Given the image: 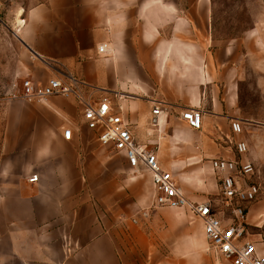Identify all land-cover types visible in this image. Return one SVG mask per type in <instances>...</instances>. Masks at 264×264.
Here are the masks:
<instances>
[{
	"label": "crops",
	"instance_id": "0c3cea01",
	"mask_svg": "<svg viewBox=\"0 0 264 264\" xmlns=\"http://www.w3.org/2000/svg\"><path fill=\"white\" fill-rule=\"evenodd\" d=\"M206 5L135 0L132 10L108 11L91 0H48L26 14L21 28L25 45L49 63L36 59L27 77L44 83L71 74L87 85L79 90L82 102L107 97L135 142L194 202L217 201L210 160L236 159V142L248 146L243 160L264 166V97L252 99L245 89L252 86L245 59L264 42L256 31L239 45L214 48ZM101 44L107 53L97 52ZM154 101L163 110L158 128L149 124ZM188 109L201 112L198 130L181 119ZM81 115L74 97L3 104L0 264H230L206 251L202 225L186 209L167 208L182 211L172 215L153 206L150 175L100 146ZM232 121L240 122V135L232 133ZM33 174L38 181L29 183ZM245 231L264 255L261 187L246 211Z\"/></svg>",
	"mask_w": 264,
	"mask_h": 264
},
{
	"label": "built area",
	"instance_id": "2783aa9c",
	"mask_svg": "<svg viewBox=\"0 0 264 264\" xmlns=\"http://www.w3.org/2000/svg\"><path fill=\"white\" fill-rule=\"evenodd\" d=\"M97 52L107 53V45H99ZM31 54L41 64L49 66L48 61L33 52ZM86 86L71 74L52 75L44 83L27 77L11 98L28 103H45L50 97L76 98L82 107L81 121L88 130L97 134L100 146L123 154L129 167L134 170L142 168L150 175L154 189L153 206L186 209L194 219L200 221L209 250L230 264H264V255L257 252L256 245L247 239L245 231L246 211L260 194V185L249 181L256 175V167L242 159L248 153L246 142L240 140L234 144L236 159L210 160V169L218 182L217 201H189L172 174L161 167L156 155L135 142L129 123L113 110L107 97L95 104L80 100L79 90ZM162 113L161 103L154 101L149 120L152 127L158 128ZM180 116L191 129L200 128V110L188 109ZM231 131L234 135H240V122L232 121ZM63 136L69 140L71 130L65 129ZM37 181L36 174L28 178L29 183ZM225 211L228 213L226 216L223 215ZM142 215L146 216L145 213ZM224 219L229 222H224Z\"/></svg>",
	"mask_w": 264,
	"mask_h": 264
},
{
	"label": "rangeland",
	"instance_id": "374dc122",
	"mask_svg": "<svg viewBox=\"0 0 264 264\" xmlns=\"http://www.w3.org/2000/svg\"><path fill=\"white\" fill-rule=\"evenodd\" d=\"M48 0H0V112L3 104L13 97L16 90L21 87L27 72L36 59L22 40L21 28L17 20L24 21L26 14L34 7L46 3ZM91 0L92 4L108 11H122L133 9L135 0ZM188 7L182 6L183 10ZM196 8H201L200 5ZM18 12L20 15L18 16ZM207 27L210 42L214 48L229 45H239L256 31L264 42V0H207L206 11ZM257 35V36H258ZM257 36L255 37L256 39ZM258 45V44H257ZM264 45L254 46L253 53L245 59L247 81H250L251 88L246 86L252 99L264 97V88H260V82L264 81ZM244 51V50H242ZM263 55H261V54ZM263 92H259V90ZM260 106V102L251 103L252 106ZM1 138V121H0ZM257 167V166H256ZM264 166L257 167L258 174L253 178L262 190L264 195ZM2 189L0 187V196ZM173 212L181 210H169ZM186 215V214H185ZM187 216V215H186ZM195 224L198 225L197 222ZM253 232V231H250ZM199 236V235H198ZM208 253H212L206 243Z\"/></svg>",
	"mask_w": 264,
	"mask_h": 264
},
{
	"label": "bare ground",
	"instance_id": "6f19581e",
	"mask_svg": "<svg viewBox=\"0 0 264 264\" xmlns=\"http://www.w3.org/2000/svg\"><path fill=\"white\" fill-rule=\"evenodd\" d=\"M20 15V12H18V16ZM17 24H18V26H23V24H24V21L22 20V19H18L17 20Z\"/></svg>",
	"mask_w": 264,
	"mask_h": 264
},
{
	"label": "water",
	"instance_id": "95a60500",
	"mask_svg": "<svg viewBox=\"0 0 264 264\" xmlns=\"http://www.w3.org/2000/svg\"><path fill=\"white\" fill-rule=\"evenodd\" d=\"M28 48V47H27ZM29 49V48H28ZM30 50V49H29ZM32 52V51H31Z\"/></svg>",
	"mask_w": 264,
	"mask_h": 264
}]
</instances>
